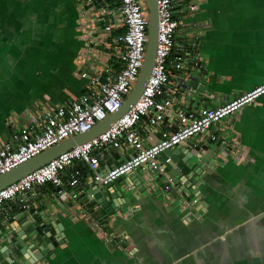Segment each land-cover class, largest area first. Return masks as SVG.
Wrapping results in <instances>:
<instances>
[{
    "label": "crops",
    "instance_id": "obj_1",
    "mask_svg": "<svg viewBox=\"0 0 264 264\" xmlns=\"http://www.w3.org/2000/svg\"><path fill=\"white\" fill-rule=\"evenodd\" d=\"M70 2L0 0V89L7 91L0 102V140L11 137V120L22 127L46 107L87 92L88 80L80 76L84 65L108 63L104 32L94 33L96 40L87 39L79 29V4L73 22L68 19ZM115 3L106 1L110 7ZM97 5L96 0L99 11ZM177 15L182 23L176 43L198 41L193 60L202 63L197 71H205L200 77L205 91L192 106L181 100L182 84L194 68L185 63L177 70L170 63L166 97L174 108L200 111L264 82V0H186ZM120 32L114 29L115 35ZM180 52L186 55L184 49H174L171 61ZM168 121L176 125L175 119ZM219 133L229 139V153L221 155L224 148L212 141L218 155L212 163L198 160L201 174L193 179L208 203L203 214L184 220L188 210L163 196L152 181L111 221L83 211L77 221L60 214L69 242L29 264H264V95L223 119ZM150 134L161 137L162 130L152 127ZM204 139L211 141L208 135ZM128 155L129 150L120 149V159ZM65 181L61 196L68 200L72 185L68 177ZM80 181L76 186L90 183L86 170ZM41 187L55 194L51 183ZM18 202L3 206L0 224L7 207ZM0 264L27 263L19 255Z\"/></svg>",
    "mask_w": 264,
    "mask_h": 264
},
{
    "label": "built area",
    "instance_id": "obj_2",
    "mask_svg": "<svg viewBox=\"0 0 264 264\" xmlns=\"http://www.w3.org/2000/svg\"><path fill=\"white\" fill-rule=\"evenodd\" d=\"M79 1V29L89 40H96L94 33L99 30L104 32L108 63L82 67L80 76L88 80L90 88L79 97L46 107L32 123L22 127L10 121L15 129L9 139L0 140V175L53 145L92 128L123 104L138 79L148 41L149 20L144 0H116L114 7L106 4L108 10L103 12L95 9L96 0ZM185 1L156 0L158 38L155 59L143 91L134 104L97 136L60 153L1 188L0 215L7 202L18 199L36 186L51 183L62 187L58 192L63 193L68 185L65 179L68 177L72 186L79 184L83 170L103 185L138 168L145 170L148 167L164 173L171 157L161 159V153L190 137L208 135L222 148L229 147V139L219 133L220 123L262 97L264 82L220 105L206 106L200 111L174 108L166 92L172 77L170 65L177 70L185 66L186 57L182 52L175 54L171 61L182 23L177 13ZM91 3L95 4L89 7ZM107 14L109 22L104 24L101 21ZM114 29L121 32L115 35ZM102 77L107 81L103 82ZM167 116L171 120L178 118L180 128L175 132L162 130L160 139L152 142L151 128L158 127ZM108 146L129 150V155L104 172L100 149ZM168 181L172 182L173 178Z\"/></svg>",
    "mask_w": 264,
    "mask_h": 264
},
{
    "label": "water",
    "instance_id": "obj_3",
    "mask_svg": "<svg viewBox=\"0 0 264 264\" xmlns=\"http://www.w3.org/2000/svg\"><path fill=\"white\" fill-rule=\"evenodd\" d=\"M100 12L108 10L104 0H97ZM148 10V41L146 56L141 67L138 79L130 93L126 96L123 104L114 112L109 113L102 121L97 122L87 131L80 132L69 137L62 142L53 145L42 153L22 162L12 170L0 175V189L18 180L23 175L44 165L60 153L97 136L106 130L117 118L123 115L136 101L143 91L149 78L157 47L158 38V10L156 0H144ZM91 3L89 7L93 6ZM105 6V7H103ZM105 8V9H104ZM109 15L101 22L108 24ZM174 49H184L186 55L185 63L189 64L194 70L180 89L181 100L189 102L192 106L197 103L196 98H202L205 85L200 77L205 71L198 72L202 66L201 61L193 59L199 53L198 41L176 43ZM192 60V61H191ZM106 82L107 79L102 77ZM181 102V101H180ZM167 116L158 126L161 130L175 132L180 128L179 119L176 118V125L171 126ZM160 137L155 135L152 142L158 141ZM231 146L225 147L221 155H227ZM205 151V152H202ZM101 168L109 171L117 163L124 160L120 159V149L108 146L100 149ZM215 144L210 141L201 140V136L187 138L176 144L173 148L161 153L160 158L171 157L164 173H158L146 167V172L142 168L134 169L108 184H100L91 178L90 183H83L80 186H72L70 197L64 200L56 187L55 194L42 192L41 186H36L19 196V202L7 207L3 224H0V262L3 260L12 261L15 256L21 255L26 263H33L44 258L55 247L69 242L66 233V225L61 216L65 214L71 220L77 221L80 212H86L92 218L98 220L111 221L118 218L125 212L126 206L131 203V196L137 195L141 190L146 191V185L154 182L161 188L163 196L168 195L173 200V204L185 207L188 211L183 215L184 220H191L206 211L208 203L204 200L203 193L197 181V176L201 174L198 169V160L212 163L217 157ZM111 164L105 163L107 160ZM109 160L107 162H109ZM107 165V167H106ZM172 177L173 181L168 179ZM127 185L128 190H122V185ZM137 187L136 190L133 186ZM86 188V190H85ZM24 196V197H23ZM104 221V222H105ZM16 253V255H14ZM17 259V258H16Z\"/></svg>",
    "mask_w": 264,
    "mask_h": 264
},
{
    "label": "rangeland",
    "instance_id": "obj_4",
    "mask_svg": "<svg viewBox=\"0 0 264 264\" xmlns=\"http://www.w3.org/2000/svg\"><path fill=\"white\" fill-rule=\"evenodd\" d=\"M69 1H71L70 3H71V6L69 7V9H68V11L70 12V13H68V15H69V20H70V22H73V20H74V18H75V13H73L74 11H75V7H76V5H78L79 4V1L78 0H69ZM78 16H79V12H78ZM70 54H72V53H70ZM6 93H7V91H4V90H2V89H0V102L2 103V102H4L5 101V96H6ZM3 107V105H0V109ZM1 111V110H0ZM2 112V111H1ZM1 116V115H0Z\"/></svg>",
    "mask_w": 264,
    "mask_h": 264
}]
</instances>
